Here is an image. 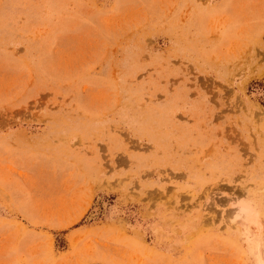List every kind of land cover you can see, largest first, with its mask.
Wrapping results in <instances>:
<instances>
[{
    "label": "rangeland",
    "instance_id": "1",
    "mask_svg": "<svg viewBox=\"0 0 264 264\" xmlns=\"http://www.w3.org/2000/svg\"><path fill=\"white\" fill-rule=\"evenodd\" d=\"M0 264H264V0H0Z\"/></svg>",
    "mask_w": 264,
    "mask_h": 264
},
{
    "label": "bare ground",
    "instance_id": "2",
    "mask_svg": "<svg viewBox=\"0 0 264 264\" xmlns=\"http://www.w3.org/2000/svg\"><path fill=\"white\" fill-rule=\"evenodd\" d=\"M237 216H238L237 218H239L242 221L251 220L253 217L249 207L244 206V205L239 206ZM244 224H246V223H244Z\"/></svg>",
    "mask_w": 264,
    "mask_h": 264
}]
</instances>
